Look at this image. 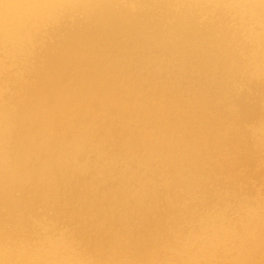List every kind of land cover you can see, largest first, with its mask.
<instances>
[{
    "label": "bare ground",
    "instance_id": "bare-ground-1",
    "mask_svg": "<svg viewBox=\"0 0 264 264\" xmlns=\"http://www.w3.org/2000/svg\"><path fill=\"white\" fill-rule=\"evenodd\" d=\"M0 264H264V0H0Z\"/></svg>",
    "mask_w": 264,
    "mask_h": 264
}]
</instances>
